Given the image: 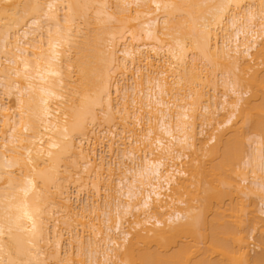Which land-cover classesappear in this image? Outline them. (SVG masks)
Returning a JSON list of instances; mask_svg holds the SVG:
<instances>
[{"label":"bare ground","instance_id":"1","mask_svg":"<svg viewBox=\"0 0 264 264\" xmlns=\"http://www.w3.org/2000/svg\"><path fill=\"white\" fill-rule=\"evenodd\" d=\"M263 214L264 0H0V264H264Z\"/></svg>","mask_w":264,"mask_h":264},{"label":"rangeland","instance_id":"2","mask_svg":"<svg viewBox=\"0 0 264 264\" xmlns=\"http://www.w3.org/2000/svg\"><path fill=\"white\" fill-rule=\"evenodd\" d=\"M208 130H209V128H207V131H208ZM185 152H186V151H185ZM97 154H98V153H97ZM186 158H187V157H186ZM179 161L181 162V161H186V160L184 159V157H181ZM179 161H178V160H177V161H174V163H176V162L178 163ZM180 162H179V165L181 166V163H180ZM177 163H176V166L178 167V164H177ZM238 179H239V178H238ZM86 189H87V188H85L84 190L82 189L83 191H82V190H79L80 192L78 191L79 193L77 194V192H73V191H75V190L71 187V188H70V191L73 192V193L71 192V197L74 199V198H75L74 195L77 194L76 197H78V198L81 199V200H82V199L84 200L85 196L87 195L86 193H88V194H89V192H90V194L93 193V191H92L90 188H89L88 191H87ZM85 190H86L87 192H86ZM90 190H91L92 192H91ZM82 194H83V196H82ZM100 194H101V195L104 194L102 190H101ZM91 195H92V194H91ZM80 197H81V198H80ZM251 199H252V200H255V202H256V199H255V198L251 197ZM83 200H82V201H83ZM72 201H73V200H72ZM179 205L182 206L181 204H179ZM263 215H264V214H263ZM263 215H262L260 218H262ZM94 222H96V221H94ZM125 226H126V224H125ZM100 237H101V236H100ZM100 237H98V238H100ZM249 243H250V244H249L248 249L250 250V253L252 254V253H254V251H256L257 249H256V247H255V243H254L252 240H250ZM84 258H85V257H84ZM84 258H83V259H84ZM84 260H85V259H84Z\"/></svg>","mask_w":264,"mask_h":264},{"label":"snow or ice","instance_id":"3","mask_svg":"<svg viewBox=\"0 0 264 264\" xmlns=\"http://www.w3.org/2000/svg\"><path fill=\"white\" fill-rule=\"evenodd\" d=\"M157 7H159V5H157Z\"/></svg>","mask_w":264,"mask_h":264}]
</instances>
